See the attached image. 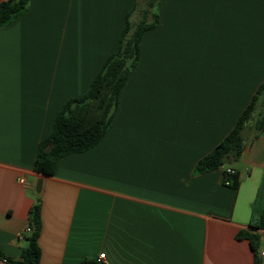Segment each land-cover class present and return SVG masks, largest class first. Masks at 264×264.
Returning <instances> with one entry per match:
<instances>
[{"label":"crops","instance_id":"crops-1","mask_svg":"<svg viewBox=\"0 0 264 264\" xmlns=\"http://www.w3.org/2000/svg\"><path fill=\"white\" fill-rule=\"evenodd\" d=\"M132 7L29 0L0 26V264L22 257L38 202L41 264H103V252L108 264H254L242 231L264 251V230L251 226L264 207V132L227 167L195 172L264 81V0H159L105 135L54 174L34 169L64 102L117 50ZM145 8L135 0L130 20ZM228 167L238 188L222 182Z\"/></svg>","mask_w":264,"mask_h":264},{"label":"trees","instance_id":"trees-1","mask_svg":"<svg viewBox=\"0 0 264 264\" xmlns=\"http://www.w3.org/2000/svg\"><path fill=\"white\" fill-rule=\"evenodd\" d=\"M159 0H146L142 18L133 23L130 20L133 7L125 18L119 46L108 55L94 77L89 88L77 97L64 102L59 110L50 134L38 145L34 169L44 174H54L61 157L73 152H82L97 144L105 135L115 116L121 89L140 56V44L146 30L153 28L159 17L153 8ZM29 0H4L0 2V26L11 22L24 13ZM151 16V19H150ZM258 111L257 119H253ZM253 129L252 135H249ZM264 132V81L259 85L247 107L240 114L234 128L209 153L195 165L196 173H204L225 167L238 160L247 145ZM232 168V167H228ZM223 170L222 182L234 188L240 184L239 173ZM29 227L25 234L27 246L22 257L9 260L14 264H41V203H36L29 211ZM251 226L264 230V207L259 209ZM239 236L249 239L255 254L254 264H261L259 250L260 235L242 231ZM79 264H99L88 258Z\"/></svg>","mask_w":264,"mask_h":264},{"label":"built area","instance_id":"built-area-1","mask_svg":"<svg viewBox=\"0 0 264 264\" xmlns=\"http://www.w3.org/2000/svg\"><path fill=\"white\" fill-rule=\"evenodd\" d=\"M227 170L230 171V172H232V173L235 172V169L234 168H228ZM19 182H21L22 184H28L27 178L25 176H21L19 178ZM29 229H30V227L28 225L27 226V230H29ZM260 255L261 256H264V251H260ZM99 260H101L103 262V264H108L109 263L105 252H103V253H101L99 255Z\"/></svg>","mask_w":264,"mask_h":264},{"label":"rangeland","instance_id":"rangeland-1","mask_svg":"<svg viewBox=\"0 0 264 264\" xmlns=\"http://www.w3.org/2000/svg\"><path fill=\"white\" fill-rule=\"evenodd\" d=\"M156 11H157V10H156V8H155V6H154V11H153V12L156 13ZM156 14H157V13H156ZM258 111H259V109L254 113V116H253V119H254V120L257 119V117H258ZM252 132H253V129L250 130L249 135H252ZM225 166L227 167L228 164H226Z\"/></svg>","mask_w":264,"mask_h":264},{"label":"water","instance_id":"water-1","mask_svg":"<svg viewBox=\"0 0 264 264\" xmlns=\"http://www.w3.org/2000/svg\"><path fill=\"white\" fill-rule=\"evenodd\" d=\"M41 185H42V180L39 179V180L37 181V183H36V187H35L37 192H40V191H41Z\"/></svg>","mask_w":264,"mask_h":264}]
</instances>
